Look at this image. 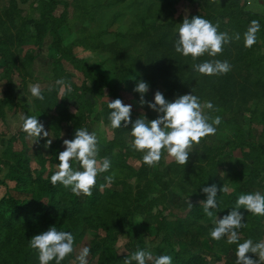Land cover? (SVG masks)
Wrapping results in <instances>:
<instances>
[{
  "label": "trees",
  "instance_id": "trees-1",
  "mask_svg": "<svg viewBox=\"0 0 264 264\" xmlns=\"http://www.w3.org/2000/svg\"><path fill=\"white\" fill-rule=\"evenodd\" d=\"M178 1L71 0L64 3H68L74 9L72 15L77 16L79 12L83 22L97 21L102 26L103 23H108L109 26L120 23L122 15L126 13L125 10L119 9L120 5L129 11L131 20L125 31H117L113 40L104 42L96 36L92 41L86 38V42L80 44L106 53L108 59L117 65L112 85H108L93 66L73 53L74 45L62 40L60 27L65 24L71 26L66 19L67 10L54 14L51 2L49 7L41 12L39 20H30L28 17L25 19L34 25L38 43L41 42L42 35H50L51 47L57 51L56 61L59 63L53 75L54 83L51 91H43L45 98L41 100V113L45 116L46 125L50 127L55 137L49 147L52 154L63 151L64 149H61L63 140L73 139L76 130L83 127V123L91 116L93 98L115 97L114 95H120L123 91H133L139 80L149 84V93L159 86L176 97L192 92L202 104L212 102L214 110L206 109L207 112L214 113L220 118L227 113L232 115L227 121L234 127L233 138L226 141L224 146L228 147V151L239 149L240 153L229 171L221 169V166L217 168L220 160L224 163V159L216 160L222 147L213 148L203 141L199 148L189 153V160L185 166L177 164L174 160L164 164L161 158L154 174L162 189L166 190L169 187L166 183L169 181L187 195L199 199L192 202L193 206L180 221L176 222L173 229L181 232L190 226H196L200 235H205L210 241H214L210 236L214 224L203 222L208 216L203 212L202 200L206 199V194L203 193L202 188L216 184L219 189L225 184L236 189L240 178L241 184L245 181L246 184L250 182L264 188V144L247 140L235 118L240 112H248L250 119L256 117L264 124V15L246 10L245 0H189L196 3L200 9L189 14L187 18L201 16L214 25L218 24V31L226 32L230 37L240 34L239 40L233 38L230 43L224 45L222 54L216 57L205 54L193 61L190 56L184 57L174 48L177 30L185 18L180 15L172 17L174 6ZM254 20L260 25L256 34V43L251 48H246L244 33ZM15 27L16 20L10 10L0 13V56L4 61L3 77L7 80L6 91L9 90L11 75L14 72L23 78V60L29 57V52L21 55V44V50L17 49L15 52L16 40L19 38L18 33L12 32ZM19 54L21 56L18 59ZM62 59L79 68L83 77L79 84L72 80L71 73L63 72L59 68ZM208 60H227L232 65L231 71L225 75L208 76L193 70V64ZM132 69L135 70V74L127 80V75ZM57 81L63 83L57 84ZM68 86L71 87V92L65 95ZM61 87L62 102L56 108V116H49V110L56 106V94ZM70 101L74 103L73 112L68 107ZM1 108L2 105L0 110ZM106 111L109 112L110 109L106 108ZM157 115L156 111L146 108L140 112L132 111L131 119L135 121L141 116L152 120L156 119ZM67 128L68 136L65 137L61 132ZM130 131L131 124L126 129L123 127L113 129L112 140L101 146L100 152L103 157L110 158L111 168L97 177L96 186L90 197L84 195L77 197L70 189H65L59 183L53 187L50 178L56 171L54 169L48 170L45 178L41 176L33 178L31 157L24 151H13L10 146L6 148L3 158H0V168L5 166L7 168L5 175L0 178V187H5V192L0 194V264H39L38 253L29 247V240L53 225L60 231L71 232L75 237V247L84 236L82 223H85L88 232L93 234L89 249L91 256H97V263L120 264L118 261L126 255L118 254L115 247L124 223L120 218L119 210L130 212L132 207L143 213L145 225H154L157 232L169 230L167 220L162 214L164 207L154 210V205L160 202L161 197L164 199L165 195L161 193L141 204L140 201L148 189L137 188L134 193L126 191L121 188L126 183L123 178L113 174L114 170L125 167L126 155L133 154L140 161V166L134 169L129 165L127 167L129 171L125 175L130 172L138 178H144L141 180L143 186L145 188L150 186L151 182L147 180L150 167L143 162V154L136 153L130 147L133 139ZM46 139L48 138L42 137L39 143L46 142ZM36 154L38 159L47 161L40 155L39 150L33 151V155ZM56 160L59 161L58 157ZM223 171L229 173L230 177L219 173ZM109 175L114 176L116 182H120L118 189L112 190L110 186H105L107 182L104 177ZM162 175L166 176L163 181L160 180ZM8 181L13 182L11 187ZM237 198L238 196L232 191L227 193L218 191L216 198L218 207L212 210L213 215L222 218L228 214L235 206ZM64 201L67 204L62 207ZM161 203H164V200ZM239 211L243 213V222L246 223V227L237 230L242 237L239 243L246 239L258 242L263 234L264 216L253 215L243 208ZM256 217L262 222L255 220ZM99 229L104 230L103 236H99ZM164 239L165 241L168 239L166 234ZM217 243L225 254L230 250L236 251L237 245L228 244L227 237ZM136 248L146 249L142 234L139 232ZM135 251L131 250L132 253ZM248 255L253 258L252 253ZM74 257V253L69 255L61 264H71L72 259L73 264H77ZM172 262L173 264H209L201 252L187 250H174ZM50 264H55V261Z\"/></svg>",
  "mask_w": 264,
  "mask_h": 264
},
{
  "label": "rangeland",
  "instance_id": "rangeland-1",
  "mask_svg": "<svg viewBox=\"0 0 264 264\" xmlns=\"http://www.w3.org/2000/svg\"><path fill=\"white\" fill-rule=\"evenodd\" d=\"M70 1L71 0H25L24 2H21L15 0L12 2L11 0H0V13H6V11L10 10L16 20V27L12 29V32L18 33L19 36L16 40L15 52L17 49L20 51L21 47V55L29 52V57L23 60L22 69L25 77L23 76L22 78L20 74L14 72L11 75V83L8 91L5 89L7 87V80L3 77L4 61L0 56V106L2 105L0 110V158H3V153L8 146H10L13 151L26 152L25 154H28L31 157L30 166L33 178L37 176L45 178L48 170L50 169L57 171V164H59V161H57L56 158L59 153L52 154L50 148L44 147L45 142L32 144V141L27 138V134L22 131L23 121L21 117L37 116V119L44 124L45 130L49 131V138L52 139V142L55 140L53 131L46 125L45 116L41 113L42 102L41 100L32 97L29 91V85L39 84L42 93L44 90H49V88L52 89L54 83L53 75L55 70H57V64L59 62L56 61L57 51L51 47L50 35H42L41 42L38 43V39L36 40L35 37L36 30L34 25L28 22V19L26 20L25 18L28 17L30 20L33 19L35 21L39 20L41 12L48 8L51 2L53 4L54 14H59L60 12L67 10L66 19L69 21L71 26H67L65 24L60 27L59 33L62 40L67 44L74 45L72 49L73 53L79 58L84 59L89 65L93 66L94 69L102 75L108 85H112L114 83L117 65L108 59L106 53L100 52L92 47H88L85 44H80L86 42V38L92 41L96 36L100 37L104 42L111 41L114 39V34L117 31H125L127 24L131 20L129 11L120 5L119 9L121 11L125 10L126 13L122 15L123 18L120 23L116 25L109 26L108 23H103L102 26L99 25L97 21L83 22L81 19L82 16H79V12H77V16L74 14L72 15L74 9H72L68 3L64 4L65 2ZM244 4V8L246 10L264 15V0H245ZM174 7L175 11L172 14V17H177L179 15L187 17L189 14L197 12L200 9L196 3L189 0H179ZM109 14H111L110 11ZM73 40H75V42H73ZM31 53L33 55H31ZM21 55L19 54L17 56L18 59ZM59 68L63 72L71 73L73 77L72 80L75 83L79 84L82 81L83 77L79 68L73 67L64 59L61 60V66ZM134 74L135 70L132 69L131 73L127 75V80L131 79ZM157 90H159L169 101H173L176 98V96L169 93L167 89L159 86V88L154 90L152 93L147 92L144 96L145 100L154 102V94ZM61 94L62 87L56 94V106L49 110V116H56V108L62 102ZM114 96L121 99L125 104H131L132 111L140 112L143 109L149 108L147 104H144L143 106L139 104L140 94L135 91H123L120 95ZM115 97L103 96L93 98L91 116H89L86 122L83 123L82 128L87 129L90 133L96 134L99 141V148H101L102 145H106L107 141H110L113 138V129L111 128L110 121L108 120V114L110 111L107 112L106 108H108V101L117 99ZM68 107L71 112L75 110L74 103L71 101L68 104ZM205 111L207 112L206 109ZM207 114L212 119L217 117L214 113L212 114L207 112ZM231 116L232 115L229 113L225 114L224 117L221 118L220 124L218 126L214 125L217 129L216 133L201 140V143L205 141L213 148L222 147V151L218 156H216V160H219L220 158L224 159V163L220 160V165H218L217 168L219 169L221 166L220 168L225 171H229L231 169V166L235 163V160L239 157L240 153L239 149L228 151V147L224 146L225 142L232 139L234 134L233 125L227 121L231 118ZM235 118L242 127L247 140H254L264 144V124L261 121H259L256 117L254 119H250V113L248 112H240L235 116ZM67 130L68 128L61 132L65 137L68 136ZM201 143L199 145H193V149L199 148ZM61 149H64V145L63 147L61 146ZM117 149L118 148L116 147V150ZM38 150L40 155L43 158H46L47 161L38 159V153L33 155V151ZM135 152L137 153V151ZM103 156L104 155L99 152L98 159L103 158ZM162 159L164 164L170 160H174L167 154L166 151L163 153ZM72 164L74 169L82 170L79 169V165L75 161H73ZM129 165L134 169H137L140 166V161L133 154L126 155L125 167L116 169L113 172V174L123 178L124 182H126L121 186V188L123 187V189L132 193H134L137 188L148 189L140 201L141 204L145 200L156 197L161 193L164 194V199L163 197L160 198V202L154 205V210L161 209V206L164 207L162 208V214L167 220L169 230L166 232L163 230L157 232L154 225H145L143 223V213L135 207H132L130 212L119 210L121 214L120 218L124 220V223L121 228L122 233L118 236L115 244L118 254L130 256L132 254L131 250H137V235L139 232L142 234L145 242V250H150L154 256L170 255L172 257L174 250H187L189 252H201L209 264H235L236 251L230 250L227 254L223 253L221 251L220 244L217 243L216 240H214L216 242L210 241L205 235H200L196 226H190L181 232L173 229L176 222L180 221L189 209V201L191 203L199 201L198 198L187 195L181 189H178L172 182L170 184L169 181L166 182L169 184V187L166 190L162 189L158 179L156 177V179L154 178L155 170L158 168L157 165L150 167L147 180L151 183L148 188H145L141 182L144 178H138L136 175L130 174V172L125 175L126 172L129 171L127 168ZM160 168L161 167H159L158 170H160ZM6 171V166L0 168V178L5 175ZM225 171H223L224 173H219L230 177V174ZM165 178L166 176L164 175L160 176L161 181ZM114 181L111 184H105V186H110L112 190L118 189L120 187V182ZM238 181H240V183L236 185V189H232L230 186L227 187L225 184L223 186L227 187L228 191H232L238 197L241 194L256 192H260L264 195V188L250 182L246 184L245 181L241 184V178ZM7 183L9 187L13 184L11 181H8ZM4 190L5 187H0V194L4 193ZM162 200H164V203H161ZM66 204L67 203L64 201L61 206L63 207ZM216 217L219 218L220 216L213 215L212 218L207 217L203 220V222L206 224H214V219ZM255 220L260 221L257 217ZM82 224L83 225L81 226L84 236L75 245L74 256H76V254H78L83 247L89 248V243L93 239V234L88 232L85 223ZM170 230H172L171 236L169 235ZM98 231L99 236H103L105 234L103 229H99ZM262 232L263 234L259 238V241L264 240V222ZM165 234L168 236L166 241L164 239ZM239 236L240 239H242L240 234ZM125 258L119 260L118 263L123 264ZM253 259L258 260L259 258L253 254ZM88 262L89 264H98L97 256L95 257L89 255ZM73 263L74 260L72 259L71 264Z\"/></svg>",
  "mask_w": 264,
  "mask_h": 264
},
{
  "label": "clouds",
  "instance_id": "clouds-1",
  "mask_svg": "<svg viewBox=\"0 0 264 264\" xmlns=\"http://www.w3.org/2000/svg\"><path fill=\"white\" fill-rule=\"evenodd\" d=\"M260 29L258 21H252L244 33V46L251 48L256 43V34ZM240 39V34L230 37L226 32L218 31V24L214 25L201 16H193L191 19L185 17L177 30V39L174 48L177 53L184 57H191L196 61L199 57L207 54L216 57L222 54L225 44L232 39ZM193 70L201 75L219 76L231 71L232 65L227 61L208 60L203 63L192 65ZM63 81H57L61 84ZM32 97L44 100L39 84L29 85ZM51 91V88H49ZM133 91L140 94L139 104H147L149 108L158 113L156 119L148 120L146 117L131 119L132 105L125 104L119 98L108 101V120L112 129L127 128L131 124L130 135L133 137L130 147L137 152L143 153V162L149 167L156 166L162 158L163 153L174 159V161L185 166L189 160V153L193 151V145H199L201 140L216 133V126L221 122L220 117L212 119L205 109L214 110L212 102L201 103L199 98L192 92L177 96L173 101L167 100L157 90L154 94V102L146 101L144 96L149 91V84L146 81L136 82ZM71 92L68 86L65 95ZM63 98V97H62ZM22 131L33 143L46 139L45 148H49L52 139L49 138V131L45 130L44 124L37 119V116L21 117ZM211 121V122H210ZM123 122V123H122ZM64 150L58 154V170L51 175L53 187L57 183L70 191L77 197L92 196L93 189L97 183V177L106 173L111 168V160L108 157L99 158V141L95 133H90L85 128H78L73 139L63 140ZM79 165L77 170L73 168L72 162ZM107 184L114 181V176L104 177ZM103 187V186H102ZM206 199L202 200L203 212L209 218L213 217V211L218 207V191L227 193L228 189L216 184L202 188ZM193 205L189 201V208ZM246 209L253 215L264 216V195L260 192L241 194L235 206L222 218L214 219V227L210 230V236L216 241L227 237L228 244H236L235 264H264V240L254 242L246 239L239 243L240 236L238 229L246 227L243 222V213L240 209ZM75 237L69 231H60L55 225L50 226L46 231L34 235L29 240V247L38 253L39 264H61L66 257L75 252ZM248 253L258 256L253 259ZM90 249L83 247L75 256L77 264H89L88 257ZM123 264H173L170 255L154 256L150 250L137 249L130 256H126Z\"/></svg>",
  "mask_w": 264,
  "mask_h": 264
}]
</instances>
